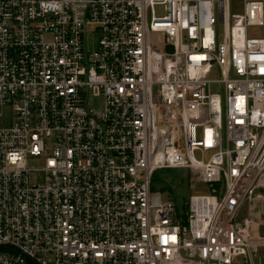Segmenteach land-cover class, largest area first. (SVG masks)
Returning <instances> with one entry per match:
<instances>
[{
    "label": "built area",
    "instance_id": "obj_1",
    "mask_svg": "<svg viewBox=\"0 0 264 264\" xmlns=\"http://www.w3.org/2000/svg\"><path fill=\"white\" fill-rule=\"evenodd\" d=\"M1 121L0 264L264 253V0H0Z\"/></svg>",
    "mask_w": 264,
    "mask_h": 264
},
{
    "label": "rangeland",
    "instance_id": "obj_2",
    "mask_svg": "<svg viewBox=\"0 0 264 264\" xmlns=\"http://www.w3.org/2000/svg\"><path fill=\"white\" fill-rule=\"evenodd\" d=\"M157 12V15H160ZM219 34H222V29H218ZM259 29L250 30V32H258ZM4 121L0 122V127L3 126ZM197 158V154H195ZM152 189L159 191L164 200L173 202L177 207L184 211V207L192 195H201L208 193V187L205 185L197 184L189 176L188 172L184 169H171L157 171L154 175L152 182ZM247 206H243L242 215H245ZM253 218L255 226L252 232V242L262 243L264 242V203L254 202L252 204ZM264 253L262 251L252 258L254 264H258V258L260 263H264Z\"/></svg>",
    "mask_w": 264,
    "mask_h": 264
},
{
    "label": "snow or ice",
    "instance_id": "obj_3",
    "mask_svg": "<svg viewBox=\"0 0 264 264\" xmlns=\"http://www.w3.org/2000/svg\"><path fill=\"white\" fill-rule=\"evenodd\" d=\"M13 160H15V157H13Z\"/></svg>",
    "mask_w": 264,
    "mask_h": 264
},
{
    "label": "trees",
    "instance_id": "obj_4",
    "mask_svg": "<svg viewBox=\"0 0 264 264\" xmlns=\"http://www.w3.org/2000/svg\"><path fill=\"white\" fill-rule=\"evenodd\" d=\"M153 180H154V178H153ZM185 209V208H184Z\"/></svg>",
    "mask_w": 264,
    "mask_h": 264
}]
</instances>
